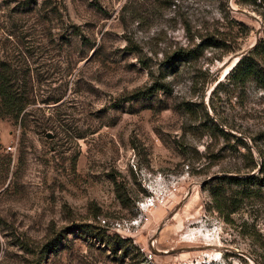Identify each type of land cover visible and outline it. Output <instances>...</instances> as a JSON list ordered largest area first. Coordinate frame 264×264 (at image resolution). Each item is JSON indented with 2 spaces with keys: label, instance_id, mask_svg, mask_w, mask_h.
Here are the masks:
<instances>
[{
  "label": "rangeland",
  "instance_id": "1",
  "mask_svg": "<svg viewBox=\"0 0 264 264\" xmlns=\"http://www.w3.org/2000/svg\"><path fill=\"white\" fill-rule=\"evenodd\" d=\"M242 2L0 0V74L26 99L23 123L0 109V264H264V89L220 69L264 40Z\"/></svg>",
  "mask_w": 264,
  "mask_h": 264
},
{
  "label": "trees",
  "instance_id": "2",
  "mask_svg": "<svg viewBox=\"0 0 264 264\" xmlns=\"http://www.w3.org/2000/svg\"><path fill=\"white\" fill-rule=\"evenodd\" d=\"M257 0H243L242 4L244 5H255ZM264 4V0H260ZM190 52V51H189ZM184 50H180L175 54L176 57H181L183 59L191 60V56H188L189 53ZM191 53V52H190ZM187 55V56H186ZM221 60V59H218ZM228 80L231 82V85L234 87H242L247 82H255L259 85L261 89H264V40H260L257 42L253 48L235 65V67L228 73ZM10 80H6L0 74V109L2 107L5 109L7 114L11 115V118L14 119L16 122L20 120V122L25 121V116H21L24 111V106L26 104L23 96L15 92L13 89V85L10 84ZM222 86L219 82L216 85V89ZM164 86L160 85L155 88L159 90ZM150 94V92L140 94L139 96H146ZM203 110L205 111L204 107ZM213 111V109H212ZM25 115V114H23ZM205 116L210 123V126L213 130H216L220 136L224 139H233L239 141L232 133L224 130L223 128L219 127V124L215 123V121L208 115L205 111ZM224 126H226L225 122H222ZM222 183L226 184H234V185H242L243 187H247L255 178L253 176H248L246 178H234L231 176H224L218 179ZM217 197V194H214V198ZM75 231V230H74ZM77 232H80L87 237H91L98 242L103 243L106 245L113 253L118 251V247H120V243H123L119 239L110 238L105 235V232L98 228H94L90 225H83L77 226ZM62 235L53 236L50 240H48L45 245L39 251L40 256L46 255L48 252L56 253L58 248L61 245V238ZM126 255V253H124ZM40 262V261H39ZM38 261L35 264H40Z\"/></svg>",
  "mask_w": 264,
  "mask_h": 264
},
{
  "label": "water",
  "instance_id": "3",
  "mask_svg": "<svg viewBox=\"0 0 264 264\" xmlns=\"http://www.w3.org/2000/svg\"><path fill=\"white\" fill-rule=\"evenodd\" d=\"M239 12H240L241 15H243V16L249 18V19L258 21V19L255 16H253L252 14H250L249 12H246V11H239ZM253 46L250 49H252ZM247 52L248 51L241 52V53L236 54V55L230 57L229 59L225 60L221 64L220 69L224 71L225 69L230 68V70H228V72L231 71L235 67V65L247 54ZM208 247H212V246H208Z\"/></svg>",
  "mask_w": 264,
  "mask_h": 264
},
{
  "label": "bare ground",
  "instance_id": "4",
  "mask_svg": "<svg viewBox=\"0 0 264 264\" xmlns=\"http://www.w3.org/2000/svg\"><path fill=\"white\" fill-rule=\"evenodd\" d=\"M228 70H230V68H227L225 69L222 73H223V76L227 74Z\"/></svg>",
  "mask_w": 264,
  "mask_h": 264
}]
</instances>
